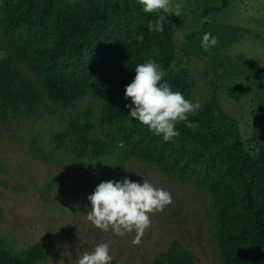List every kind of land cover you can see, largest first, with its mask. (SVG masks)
<instances>
[{
	"label": "trees",
	"instance_id": "obj_1",
	"mask_svg": "<svg viewBox=\"0 0 264 264\" xmlns=\"http://www.w3.org/2000/svg\"><path fill=\"white\" fill-rule=\"evenodd\" d=\"M222 5L207 7L222 11ZM136 0H0V122L37 117L52 104L68 108L85 95L103 102L96 120L80 112L56 136L59 147L82 161H103L108 177L137 181L130 161L140 157L184 177H195L216 197L217 236L227 264H264V134L257 149L243 146L238 122L213 94L189 120L176 125L169 142L128 115L125 86L135 67L149 59L166 72L174 91L191 99L195 78L187 68H173L177 44L166 17L163 32H150ZM174 23L182 27L181 18ZM143 33V41L137 37ZM131 41V42H129ZM6 54V55H4ZM235 99L242 89L224 86ZM259 126L260 120H256ZM100 127L104 133L95 132ZM121 145H123L121 147ZM125 171L127 175H123ZM46 246L36 243L15 252L0 243V264H41ZM189 248L172 241L156 264H194ZM112 264H119L112 262Z\"/></svg>",
	"mask_w": 264,
	"mask_h": 264
},
{
	"label": "rangeland",
	"instance_id": "obj_2",
	"mask_svg": "<svg viewBox=\"0 0 264 264\" xmlns=\"http://www.w3.org/2000/svg\"><path fill=\"white\" fill-rule=\"evenodd\" d=\"M173 3L181 5L183 26L174 23L175 14H166L177 44L172 67L189 69L195 78L191 100L199 99L202 107L215 82L222 109L239 124L243 146L257 149L264 134V0H230L222 11L208 13L207 7L222 0ZM206 32L219 39L207 51L201 47ZM224 86L241 88L240 98H231ZM85 110L96 120L102 100L85 95L68 108L52 104L37 117L0 122V243L15 252L43 243L47 257L41 264H77L98 243L109 245L111 264H156L176 240L192 251L194 264H227L217 236L216 197L195 177L140 157L130 161L140 174L137 181L145 179L172 196L171 204L151 217L141 242L132 243L134 232L117 236L87 221V196L101 181L117 179L108 177L103 161L82 162L55 139ZM95 132L105 131L97 127Z\"/></svg>",
	"mask_w": 264,
	"mask_h": 264
},
{
	"label": "clouds",
	"instance_id": "obj_3",
	"mask_svg": "<svg viewBox=\"0 0 264 264\" xmlns=\"http://www.w3.org/2000/svg\"><path fill=\"white\" fill-rule=\"evenodd\" d=\"M136 3L145 14L164 13L155 21H149L147 27L150 32L164 31L166 14L182 15L181 5L174 4L173 0H136ZM137 40L143 41V33ZM218 43V37L206 32L201 47L207 51ZM165 75L155 60L137 64L134 78L125 86L124 97L131 100V104L126 105L130 109L128 115L152 134L162 137L163 142H169L180 135L176 128L178 123L186 122L189 128L198 127L189 120V116L196 114L202 105L199 99H186L180 91H174L163 79ZM87 200L90 208L86 219L92 226L117 236L134 232L132 243L138 245L152 225L151 217L171 204L172 196L169 191L145 179L140 183L124 177L122 180L101 181ZM112 260L109 245L98 243L92 250L83 252L77 264H111Z\"/></svg>",
	"mask_w": 264,
	"mask_h": 264
}]
</instances>
